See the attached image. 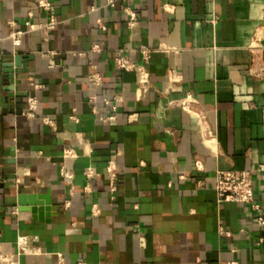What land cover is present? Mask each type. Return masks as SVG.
<instances>
[{
  "label": "crops",
  "instance_id": "1",
  "mask_svg": "<svg viewBox=\"0 0 264 264\" xmlns=\"http://www.w3.org/2000/svg\"><path fill=\"white\" fill-rule=\"evenodd\" d=\"M51 1L56 28L15 46L9 32L48 13L0 0V252L18 264H264L256 209L215 190L217 171L250 170L264 213V0ZM17 53L23 95L6 108ZM18 193L53 208L40 219L13 205Z\"/></svg>",
  "mask_w": 264,
  "mask_h": 264
},
{
  "label": "built area",
  "instance_id": "2",
  "mask_svg": "<svg viewBox=\"0 0 264 264\" xmlns=\"http://www.w3.org/2000/svg\"><path fill=\"white\" fill-rule=\"evenodd\" d=\"M117 0H105L106 5L115 6ZM125 1V0H124ZM36 6L48 13V20L44 23H34L30 19L26 21L25 29H12L9 32V36L12 39V43L15 46L21 44L22 37L25 33L33 30L39 29L44 35V39H47L49 33L56 28L59 23V19L51 12L53 4L51 0H35ZM124 11L128 16L127 25L131 27L138 19V14L136 10L130 5L124 7ZM29 16H32V11L28 12ZM100 26L102 29H106L107 26L104 22L100 21ZM93 48L100 50L102 45L100 43H95ZM116 64L122 69H132L133 64L125 57L120 56L115 58ZM88 79L96 85L102 84V76L100 73L94 71L88 74ZM37 86H42L38 84ZM39 98L35 94H31L27 99V107L24 111V114L28 117H34L36 115V110L38 108ZM115 108V107H114ZM71 118L78 120L75 115H71ZM115 113H112L104 120L114 119ZM46 123H52V120L49 117H44ZM75 155V151L72 148H66L63 152L64 157H69ZM63 176L65 180H68L70 175L68 171L63 169ZM91 171H88L89 175ZM110 174V192L112 197H114L115 192L117 191V184L115 183V172L113 169H108ZM4 178L0 173V185L4 182ZM215 190L217 192V197L219 202L226 201H237L242 203H251L252 206L256 209V214L254 221L256 226L260 230H264V213L260 210V205L254 203L255 191H254V181L252 177V171L250 170H224L217 171L215 176ZM0 264H18V261L14 257L6 255L5 253L0 252ZM76 264H96L90 261L80 260Z\"/></svg>",
  "mask_w": 264,
  "mask_h": 264
},
{
  "label": "water",
  "instance_id": "3",
  "mask_svg": "<svg viewBox=\"0 0 264 264\" xmlns=\"http://www.w3.org/2000/svg\"><path fill=\"white\" fill-rule=\"evenodd\" d=\"M24 55L21 53H17L14 55L13 60L5 66L3 69L6 76H8L9 82L7 86V90L10 91V96L12 99H9V96L6 99L5 107L9 108V106H12L15 104V97H20L23 95L20 91H18L17 88V81L15 80L14 73L22 66ZM24 95H27V93H24ZM17 100V99H16ZM11 111H16L15 107H10ZM18 113L22 112L21 110L17 111ZM1 173V172H0ZM4 180H6V177L3 173H1ZM5 181L0 185V187L3 186ZM38 199H43V201H38ZM13 205L17 206H28L27 209L31 210L34 215H37L38 218L42 219L43 216L49 215V210L52 209L51 205V199L48 195H36V194H27V193H18L17 198L15 201H13Z\"/></svg>",
  "mask_w": 264,
  "mask_h": 264
}]
</instances>
